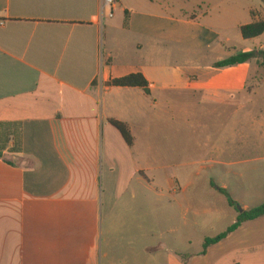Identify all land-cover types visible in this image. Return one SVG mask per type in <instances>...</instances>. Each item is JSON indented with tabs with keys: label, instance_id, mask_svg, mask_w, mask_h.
I'll use <instances>...</instances> for the list:
<instances>
[{
	"label": "crops",
	"instance_id": "0c3cea01",
	"mask_svg": "<svg viewBox=\"0 0 264 264\" xmlns=\"http://www.w3.org/2000/svg\"><path fill=\"white\" fill-rule=\"evenodd\" d=\"M102 1L0 0V139L6 131L18 132L16 151L12 138L0 144V264H264V217L241 224L203 252L204 240L223 232L205 236L202 249L192 252L189 241L180 246L173 230H131L140 215L127 205L134 198L120 194L124 167L126 182L155 188V173H161L170 199H178L187 183L173 170L187 166L184 141L179 147L185 133L165 132L166 124L186 123L195 130L202 108L216 119L229 112L228 124L253 105L256 91L264 88L256 60L213 65L264 50V33L241 38L257 40L251 50L233 48L209 60L198 29L212 8L202 10L195 1L199 15L188 16L170 0H115L113 17L101 19ZM207 2L216 12L209 26L238 32L252 23L251 11L264 8L260 0L257 8L239 9L235 0ZM185 26L197 32L187 36ZM131 74L143 76L149 95L107 86ZM250 80L257 82L254 88ZM255 120L257 134H241L235 143L227 131L194 134L204 137L210 152L202 158L200 149L191 160L210 172L256 163L264 171V102ZM109 121L128 127L131 147ZM164 133L169 142L161 148L156 141ZM220 179L210 173L206 186L232 199ZM235 202L241 211L252 209ZM149 217L143 224L153 226ZM138 237L158 240L139 246Z\"/></svg>",
	"mask_w": 264,
	"mask_h": 264
},
{
	"label": "rangeland",
	"instance_id": "374dc122",
	"mask_svg": "<svg viewBox=\"0 0 264 264\" xmlns=\"http://www.w3.org/2000/svg\"><path fill=\"white\" fill-rule=\"evenodd\" d=\"M195 1L201 2L204 7L214 8L213 5L207 2V0H170L171 6L175 8L180 7L182 12H186L188 16L191 14L199 15L197 8L194 5ZM259 0H235L234 7L239 9L241 6H249L251 8H257ZM201 6V5H199ZM212 9L208 12V17L204 20L199 21L200 29L199 32L203 31L205 34L204 39V55L209 60L214 58H221L225 56L228 52L234 48L238 51L249 48L253 49L257 45V40L252 42H247L241 40L240 33L236 29H231L228 27H211L207 24L208 19H211L215 15V11ZM259 11L261 18L264 19V8L256 9ZM258 13V14H259ZM183 14V13H181ZM187 36L193 35L197 30L185 26L181 28ZM227 40V41H226ZM264 46V38L261 40ZM182 62V61H179ZM254 66H257V61L254 62ZM257 82L254 80L249 81V87H255ZM256 96L254 104L246 106L242 111H238L233 117V120L227 124V116L229 112L220 115L217 119L212 116L208 108H202L201 113L198 111L197 118L200 119V123L196 124V129L189 127L183 123L179 125L166 124L165 132H184V139H180L179 147L181 149L183 141L186 144V156L185 162L187 166L185 168L177 167L173 170L175 175H177L181 180L186 182L188 186L185 187L181 194L176 195L178 199H174L173 202L170 199V195L166 192V185L163 183L159 176L161 173H155L158 179L155 181L157 188L150 187L144 183H139L135 179L128 178L126 182L125 177L128 176L126 168L123 167L121 178V191L123 199H131L132 202H127V205L132 207V213H136L139 217L133 220L130 229L136 231L138 234L140 232H150L161 234L168 230H173L175 232L174 237L181 240L180 246L189 241L191 244L188 246L186 243L187 250L192 252H198L202 249L201 241L205 236H211L219 234L220 232L226 231L227 227L231 224V218L233 221L236 220L237 213L232 208L227 205L226 199L215 194L212 190L208 189L206 186V177L211 173L217 180L221 178V181H226L228 190L232 195V199L237 202H241L250 208L257 207L264 203V171L259 168V164H241L232 168V171L217 170L214 171H204L200 169L199 164L191 160L190 156L195 157L202 151V158H207L210 149H206L204 137L199 140L195 135L203 134L208 135L214 132H228L229 135L232 133L234 136V143L238 141L241 134H257L259 124L255 120L256 113L262 109L264 97V88L260 91H256ZM251 112V115H250ZM249 114V115H248ZM251 116V117H250ZM192 126V125H191ZM13 130V129H12ZM15 131V130H13ZM160 134H162L160 132ZM170 134V133H169ZM195 134V135H194ZM1 142V141H0ZM169 142V139L163 134V137L156 141V144L162 148L165 144ZM1 144V143H0ZM146 144V141H145ZM126 150L127 149H122ZM123 156V155H122ZM125 157L123 156V160ZM200 158V157H198ZM236 163V161H235ZM160 164V163H157ZM125 166V164H123ZM201 171V172H199ZM199 172V173H195ZM198 174V177H193L189 179V175ZM229 176H228V175ZM240 175V177H237ZM230 177V178H227ZM190 181V183H188ZM157 196H162L161 200L156 201ZM175 197V198H176ZM168 201L170 203L168 204ZM125 203V202H124ZM242 209L241 205H238ZM152 219L153 226L148 224H143L145 216ZM126 228L129 229L127 226ZM138 228V229H137ZM159 237V236H158ZM158 237L154 239L148 237L141 239L138 237L137 245L143 244L146 240L148 242L156 243ZM156 241V242H155Z\"/></svg>",
	"mask_w": 264,
	"mask_h": 264
},
{
	"label": "trees",
	"instance_id": "16d2710c",
	"mask_svg": "<svg viewBox=\"0 0 264 264\" xmlns=\"http://www.w3.org/2000/svg\"><path fill=\"white\" fill-rule=\"evenodd\" d=\"M260 2L264 5V0H260ZM250 16L252 19V23L239 28V33L243 40L255 39L264 33V19H259L258 18L259 14L255 11H251ZM126 20H127V13H125V23H124L125 26L127 24ZM252 60H256L259 68L264 70V50H253L245 53L241 52L228 59L215 63L213 67L216 69H222V68L232 67L238 64H244ZM107 86L120 87V88H139L146 95H149L148 83L145 81V79L141 74H131L123 78L111 80L107 83ZM109 123L120 133L126 145L128 147H131L133 144V139L131 137L128 127L124 124L115 121H109ZM6 133L7 134H5V139H0L1 145H3L4 147L9 141V138H12L15 145V148L13 150L16 151L17 150L16 146H18L17 130L6 131ZM0 158H1V154H0ZM213 187L215 188L214 185ZM217 191L225 197L227 205L230 208H232L234 211H236L237 217L235 222L229 227H227L226 231L217 235L214 238H208L204 240L203 252L209 246L214 245L220 242L221 240H223L228 234L235 231L241 224L264 217V203L252 209L242 211V213H239V206L235 201L231 199L230 195L223 189H217Z\"/></svg>",
	"mask_w": 264,
	"mask_h": 264
},
{
	"label": "built area",
	"instance_id": "2783aa9c",
	"mask_svg": "<svg viewBox=\"0 0 264 264\" xmlns=\"http://www.w3.org/2000/svg\"><path fill=\"white\" fill-rule=\"evenodd\" d=\"M116 10V4L115 0H103L101 11H100V17L101 19H111L113 17V14ZM3 25V22L0 21V26Z\"/></svg>",
	"mask_w": 264,
	"mask_h": 264
},
{
	"label": "water",
	"instance_id": "95a60500",
	"mask_svg": "<svg viewBox=\"0 0 264 264\" xmlns=\"http://www.w3.org/2000/svg\"><path fill=\"white\" fill-rule=\"evenodd\" d=\"M237 54H239V53H237ZM239 213H242V211L239 209Z\"/></svg>",
	"mask_w": 264,
	"mask_h": 264
}]
</instances>
